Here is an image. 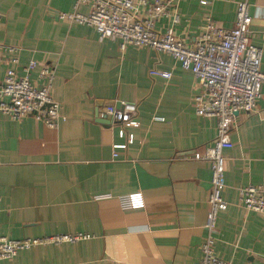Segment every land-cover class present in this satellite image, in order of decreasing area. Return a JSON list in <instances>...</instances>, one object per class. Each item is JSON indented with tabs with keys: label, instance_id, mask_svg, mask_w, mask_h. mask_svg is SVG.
I'll return each instance as SVG.
<instances>
[{
	"label": "crops",
	"instance_id": "1",
	"mask_svg": "<svg viewBox=\"0 0 264 264\" xmlns=\"http://www.w3.org/2000/svg\"><path fill=\"white\" fill-rule=\"evenodd\" d=\"M237 1L179 0L175 34L193 45L208 24L231 28ZM248 1L250 42L262 50L264 72V0ZM73 3L0 0V43L18 48L13 67L21 74L35 60L32 79L41 67L54 68L51 94L64 117L51 128L31 116L0 114V236L90 237L20 250L0 264H200L211 170L192 156L212 144L216 126L215 118L195 112L200 87L168 52L121 50L117 40L62 19ZM170 25L161 17L155 30ZM7 67L0 62V78ZM260 92L254 111L235 114L232 146L223 151L228 206L217 217L214 251L229 264H264V215L245 209L239 195L249 185L264 190V83ZM122 102L135 106L138 126L99 118ZM133 192L144 206L122 210L120 198Z\"/></svg>",
	"mask_w": 264,
	"mask_h": 264
},
{
	"label": "built area",
	"instance_id": "2",
	"mask_svg": "<svg viewBox=\"0 0 264 264\" xmlns=\"http://www.w3.org/2000/svg\"><path fill=\"white\" fill-rule=\"evenodd\" d=\"M179 0H74L73 11L60 14L62 19L94 28L100 39L117 40L121 50L128 46H149L171 54L184 70L193 75L200 91L193 97L195 112L216 120L215 137L203 153L195 152L193 158L207 160L210 164V192L207 199L205 238L200 245V264H229L214 251L216 223L219 212L226 210L228 203L223 198L225 169L223 151L232 146L229 132L235 114L252 112L261 97L264 83L261 71L262 50L250 42L251 14L248 0H238L234 24L222 29L208 24L194 42L188 45L177 36L174 27L180 21L177 10ZM202 4L206 0H201ZM85 6L86 12L78 11ZM161 17H168L171 25L164 32H157L155 24ZM6 54L4 56L2 54ZM18 48L0 43V62L8 67L0 78V114L11 119L31 116L46 126L55 128L61 115V104L52 97L54 68L41 67L35 79L31 78L37 62L30 60L21 67L18 64ZM151 75L170 78L171 72L151 70ZM135 106L122 102V108L107 106L98 112L99 118H110L123 127H136L133 118ZM156 119H162L156 117ZM133 134L127 136V144L133 142ZM115 144L113 149L125 147ZM116 156V153H113ZM240 203L254 212L264 215V190L261 186L249 185L240 188ZM122 210L140 209L144 200L140 192L120 198ZM87 233L53 234L46 237L20 239L0 236V260L11 259L18 251L43 244L73 242L89 238Z\"/></svg>",
	"mask_w": 264,
	"mask_h": 264
}]
</instances>
